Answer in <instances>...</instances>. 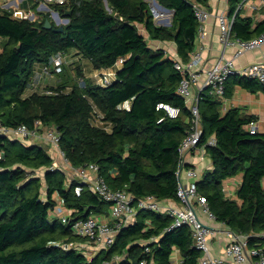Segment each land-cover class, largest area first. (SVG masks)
<instances>
[{
    "label": "trees",
    "instance_id": "16d2710c",
    "mask_svg": "<svg viewBox=\"0 0 264 264\" xmlns=\"http://www.w3.org/2000/svg\"><path fill=\"white\" fill-rule=\"evenodd\" d=\"M157 1L173 10L171 25L156 22L150 0H107L111 11L104 0H69L56 6L62 17L69 18L63 31L56 30L49 11L38 10L37 0L29 1L36 20L15 18L12 10L0 6V123L11 128L26 124L30 129L42 124L40 131L54 128L69 163L97 164L113 190H125L136 199L178 200L179 147L192 130V114L178 93L182 75L173 58L149 40L175 42L179 56L189 61L199 27L193 3L209 6V0ZM239 1L229 0L232 10ZM47 19L52 28L44 27ZM233 30L244 39L258 36L264 32V19L255 22L238 15ZM73 51L95 70L110 67L121 57L125 60L116 80L107 86L86 77L82 63L71 71L66 62L54 71L62 78L59 84L49 87L57 94L28 93L38 64H47L59 52L69 57ZM80 76L87 79L86 88L77 83ZM236 85L264 90L259 79L235 74L226 82L225 97L233 96ZM201 97L204 133L199 146L210 155L213 168L198 179V192L208 199L219 222L249 236L250 247L264 245L260 235L264 232V132L245 128L257 117L242 108L222 113L223 101L211 88ZM90 99L111 130L92 123ZM159 102L178 107L180 114L170 117L157 109ZM211 137L216 144L209 143ZM0 153V264H141L143 260L174 264L176 250L184 264H199L202 252L194 245L191 226L170 228L174 221L170 214L147 209L138 210L121 226L107 248L90 254L77 247L64 249L62 243L88 241L74 233L75 220L104 213L115 225L110 202L87 184L77 194L79 180L61 168L52 169L55 160L41 143L0 134ZM239 173L244 177L236 200L224 188L225 181ZM58 201L68 209L70 222H64L61 213L53 215Z\"/></svg>",
    "mask_w": 264,
    "mask_h": 264
},
{
    "label": "built area",
    "instance_id": "2783aa9c",
    "mask_svg": "<svg viewBox=\"0 0 264 264\" xmlns=\"http://www.w3.org/2000/svg\"><path fill=\"white\" fill-rule=\"evenodd\" d=\"M37 1L40 2L38 10L49 11L52 17L56 20L59 19L60 22L64 21L65 24L69 22V19L62 17L56 9L57 5H66L69 0ZM154 2L156 6V0H150V8ZM0 6L5 8L3 5ZM193 8L199 21L195 49L191 53L190 60L187 62L183 61L178 52L174 53L172 56L175 68L182 75L181 82L178 86V93L185 99V102L189 106L193 124L192 130L185 136L179 147L181 158L177 172L179 179L177 190L178 200H174L173 203H165L154 196L136 199L125 190H113L100 175L98 171L99 166L95 163H90L87 166H72L67 160L65 152L60 148V134L54 128L40 131L39 127L36 129H30L26 124H22L17 128H11L0 123V134L20 138L22 141L28 143L32 142V140H42L51 143L57 156L61 155L60 157L65 161L62 165V162H58L56 159L51 168H61L62 170L69 169L70 177L79 180V184L76 186L77 194H80L83 190L84 184H87L94 193L98 194L105 201L110 202V217L112 221H115V225L111 224V220L96 214H91L86 219L75 220L71 225L74 233L86 237L88 241L87 243H62L64 249L77 247L83 249L84 252L89 253L91 250L95 251L107 248L115 242L116 234L121 226L128 224L131 219L136 216L138 210L147 209L170 214L174 218L173 224L170 228H176L182 225L191 226L194 245L202 252L199 264H230L224 259L214 257L210 253L209 236L211 228L206 220H218L215 212L209 206L208 199L198 192L197 181L200 179L201 174L195 166H186L188 163L186 156L192 151L205 150L204 147L199 146L204 133L199 110V103L202 98L201 94L203 90L211 88L219 98H224L226 82L230 76L235 74L257 78L264 83V60L253 62L242 67H238L235 63V60L245 52L255 48H262L264 46V32L258 36L244 39L236 36L233 30L234 22L238 15L250 17L255 22L263 20L264 0H240L237 2L233 10L230 7L217 14V20L220 27V41L225 47L230 46L234 50L232 58H227L223 54L219 56L210 67L202 64L203 47L199 45V42L201 41L202 44L207 34L205 26L212 16V11L208 6L198 2L193 3ZM8 9L12 10V15L18 19L36 20L38 18V15L34 10L23 8L20 5H11ZM167 11L173 10L170 9ZM66 57V55L59 52L53 55L47 64L42 65L40 69H37L29 84L28 93L41 92L46 94H57L58 92L53 88L44 85V78L46 76H54V71H60L62 64L67 62ZM124 60L125 59L121 57L114 65L97 69L90 78L95 84L100 86L111 84L116 80L118 70L123 65ZM78 84L82 88H86L87 79H85V77L79 78ZM195 87L196 90L194 92ZM90 104L92 106V123L107 130H111V124L104 119V114L96 103L90 99ZM157 109L164 110L167 115L172 118H175L180 114V109L178 107L166 102H159L157 104ZM163 119L164 118H161L160 121ZM245 128L251 133H256L259 131V123L258 121H250L245 124ZM209 143L216 144V138L211 137ZM1 157L2 154L0 153V158ZM66 166L69 168H66ZM183 171L185 172L184 176L187 178V181L181 177ZM224 189L226 192V187ZM61 217L64 222H70L68 211L61 213ZM227 233L231 238V241L226 246V253L231 257L234 263L240 264L250 261L252 264H264V245L250 247L249 236L247 234L229 229ZM260 235L264 237V232L260 233ZM117 259H119V257H117ZM140 263L145 264L146 262L143 260ZM102 264L110 263L104 262Z\"/></svg>",
    "mask_w": 264,
    "mask_h": 264
},
{
    "label": "crops",
    "instance_id": "0c3cea01",
    "mask_svg": "<svg viewBox=\"0 0 264 264\" xmlns=\"http://www.w3.org/2000/svg\"><path fill=\"white\" fill-rule=\"evenodd\" d=\"M8 1V3H7ZM30 0H21V2L18 4L23 8L32 9V3L29 2ZM16 2L15 0H0V5L3 6H9L8 4ZM25 3L27 6H25ZM210 10L212 11V16L206 23L205 29L207 31V34L204 38V41L201 44V41L199 42V45L203 47L202 49V57L203 62L202 64L210 67L214 64V62L217 60V58L221 55H225L227 58H232L233 56V48L228 46L225 47L224 44L220 41V27L217 20V14L220 13L223 10H226L230 8L229 0H209V6ZM65 25V24H64ZM143 33L146 35V38L148 37V33L146 30L143 29ZM159 48H163L167 50L168 52L177 53V46L175 42L173 41H160V40H150V45ZM77 52L73 51L69 57H67V63L68 67L71 69H74L77 64L80 62L84 66L85 70V76L90 78L91 75L96 71L95 69L91 68V65H85L83 60L80 56L76 55ZM81 59V60H80ZM264 60V46L262 48H255L253 50L245 52L243 55H241L238 59L235 60V63L238 67H242L245 65H248L253 62L263 61ZM42 67V64L37 65V69H40ZM73 71V70H71ZM240 75V74H238ZM83 77H76V81L78 83V79ZM60 75L55 76H46L44 78V85L47 87L50 86H56L61 81ZM68 86V88H70ZM196 90V87L194 88V92ZM211 91H213L211 89ZM223 101L222 106V113L227 112L232 107H239L242 108V111L245 112L248 115H254L257 117V121L259 123V131L264 132V90L258 89L256 91H251L247 88L242 87L241 85H236L235 91L232 97H224L220 98ZM130 103H126V107H129ZM31 143H40V142H31ZM42 145H44L41 142ZM46 144V143H45ZM46 146V145H44ZM49 153L53 156L54 160L56 161L57 153L56 151L51 148V146H46ZM187 164H191L195 166L200 174L205 172L207 169L213 168V162L205 150H198V151H192L191 153L187 154ZM60 161V160H59ZM195 164V165H194ZM69 169H65V171L70 175ZM244 173H239L238 175L231 177L225 181V187H226V194L233 199L238 200L237 196V190L239 186L241 185L243 181ZM185 181H187V178L183 177ZM264 182V181H263ZM174 200L167 199L163 200L165 203H173ZM59 204L57 206L56 211L53 213V215H58L59 213L67 212L68 209L65 208L64 204L61 201H58ZM239 203L241 201L239 200ZM69 212V211H68ZM101 217L107 218V214L101 213ZM211 228V233L209 236V244H210V253L214 257H218L221 259L226 260L230 264H237L234 263L231 257H229L226 253V246L231 241V238L228 236V227L224 225L223 223L219 221H208L206 220ZM231 230V229H229ZM233 231V230H232ZM182 254L179 250H176L174 253V264H182L183 262ZM240 264H252V262H244Z\"/></svg>",
    "mask_w": 264,
    "mask_h": 264
},
{
    "label": "rangeland",
    "instance_id": "374dc122",
    "mask_svg": "<svg viewBox=\"0 0 264 264\" xmlns=\"http://www.w3.org/2000/svg\"><path fill=\"white\" fill-rule=\"evenodd\" d=\"M16 2H13V3H9L8 5L9 6H4L5 8H9V7H11V5H18L20 2H21V0H15ZM105 1V3H106V6H107V8L111 11V8L110 7H108V2L106 1V0H104ZM16 3H18V4H16ZM45 11V10H44ZM151 11H152V13H153V15H154V18L156 19V22L158 23V24H160V25H167V24H169V25H171V22H172V18H173V11H167V10H165V9H161L159 6H158V8H156V6H155V2L154 3H152V7H151ZM34 18V17H33ZM53 19L55 20V22L56 23H64L65 24V22L64 21H61V22H58V20H56L54 17H53ZM140 29L142 30V32H143V27L140 25ZM152 47H154L155 48V46H153V44H152ZM1 48H2V40H0V50H1ZM169 53V55L172 57L173 55H174V53H172V52H168ZM83 62H84V64L85 65H89V61L87 60V59H84L83 60ZM55 76V75H54ZM32 142H42L44 145H46V146H51L52 144L51 143H48V142H45V141H40V140H32ZM31 143V142H30ZM46 143V144H45ZM51 148H52V146H51ZM61 156V155H60ZM59 155L56 157V159H57V161L58 162H62V165L65 163V161L62 159V157H60ZM60 160V161H59ZM195 165V164H194ZM65 167V166H64ZM66 168H69L68 166H66ZM184 174H185V172L183 171L182 172V175H181V177H182V179H183V177H184Z\"/></svg>",
    "mask_w": 264,
    "mask_h": 264
},
{
    "label": "water",
    "instance_id": "95a60500",
    "mask_svg": "<svg viewBox=\"0 0 264 264\" xmlns=\"http://www.w3.org/2000/svg\"><path fill=\"white\" fill-rule=\"evenodd\" d=\"M106 1H107V0H106ZM156 4L159 5L161 8H164V9H166V10H170V9L164 7L163 5H161L157 0H156ZM70 13H71V10H68V11L66 12L67 15H69ZM32 18H33V17H32ZM66 19H69V18H66ZM32 20H33V19H32ZM58 22H60L59 19H58ZM57 25H58V28L56 29L57 31H63V30H64V24H63V23H57ZM44 27H45V28H52V27H53V23H52V21H51L50 19H47L46 22H45V24H44ZM41 128H42V124H40V126H39V129H41Z\"/></svg>",
    "mask_w": 264,
    "mask_h": 264
},
{
    "label": "bare ground",
    "instance_id": "6f19581e",
    "mask_svg": "<svg viewBox=\"0 0 264 264\" xmlns=\"http://www.w3.org/2000/svg\"><path fill=\"white\" fill-rule=\"evenodd\" d=\"M156 8H158V6L156 5Z\"/></svg>",
    "mask_w": 264,
    "mask_h": 264
}]
</instances>
